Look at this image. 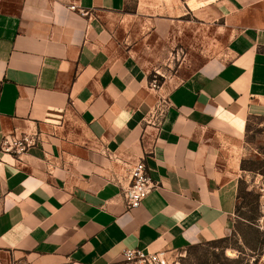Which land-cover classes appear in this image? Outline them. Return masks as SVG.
<instances>
[{
	"label": "crops",
	"instance_id": "1",
	"mask_svg": "<svg viewBox=\"0 0 264 264\" xmlns=\"http://www.w3.org/2000/svg\"><path fill=\"white\" fill-rule=\"evenodd\" d=\"M219 20L233 34L222 56L150 87L135 57L144 38ZM255 119L264 129V0H20L12 11L0 0V144L42 140L0 150V252L114 264L125 248L169 255L229 238ZM141 160L156 187L127 210Z\"/></svg>",
	"mask_w": 264,
	"mask_h": 264
},
{
	"label": "rangeland",
	"instance_id": "2",
	"mask_svg": "<svg viewBox=\"0 0 264 264\" xmlns=\"http://www.w3.org/2000/svg\"><path fill=\"white\" fill-rule=\"evenodd\" d=\"M4 8L15 10L20 0H2ZM63 1V0H62ZM69 1V0H64ZM134 0H130L132 4ZM187 25V24H186ZM232 32L219 20L209 27L183 26L172 40L155 42L152 37L135 48L150 82L157 87L188 76L206 58L222 56ZM154 40V41H153ZM255 119L239 145L242 157L235 232L223 241L201 244L173 252L169 264H261L264 259V132ZM0 264H28L9 252H0Z\"/></svg>",
	"mask_w": 264,
	"mask_h": 264
},
{
	"label": "built area",
	"instance_id": "3",
	"mask_svg": "<svg viewBox=\"0 0 264 264\" xmlns=\"http://www.w3.org/2000/svg\"><path fill=\"white\" fill-rule=\"evenodd\" d=\"M74 9V5L70 7ZM81 15H84L82 11ZM151 88H157L155 81L150 82ZM39 134L23 133L20 135L4 136L0 144V150L17 156L26 153L37 143L41 142ZM146 169L144 161H138L130 170V182L123 190L122 197L127 210H132L141 205L143 200L155 188ZM166 252L148 251L144 248H125L121 254V260L114 264H169ZM264 264V259L262 263Z\"/></svg>",
	"mask_w": 264,
	"mask_h": 264
},
{
	"label": "trees",
	"instance_id": "4",
	"mask_svg": "<svg viewBox=\"0 0 264 264\" xmlns=\"http://www.w3.org/2000/svg\"><path fill=\"white\" fill-rule=\"evenodd\" d=\"M223 240H225V239H222V240H220V241H223Z\"/></svg>",
	"mask_w": 264,
	"mask_h": 264
}]
</instances>
